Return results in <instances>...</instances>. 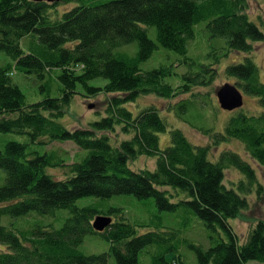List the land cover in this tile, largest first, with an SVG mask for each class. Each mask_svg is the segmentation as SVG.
I'll return each mask as SVG.
<instances>
[{
    "label": "trees",
    "instance_id": "obj_1",
    "mask_svg": "<svg viewBox=\"0 0 264 264\" xmlns=\"http://www.w3.org/2000/svg\"><path fill=\"white\" fill-rule=\"evenodd\" d=\"M61 6L67 10L61 12ZM247 9L246 0H0V52L13 61L0 63V133L28 137L26 143L11 141L0 150V170L6 173L0 186V264H189L180 254L183 245L195 253L198 264H264V221L255 223L245 244L230 224L249 207L247 196L253 189L262 191L250 162L232 151L212 161L208 146L192 144L179 129L170 130V145L161 150L159 135L168 125L158 109L149 107L135 116L125 107L142 95L171 100L187 92L203 70L190 50L203 32L211 65L230 53L245 55L225 72L243 95L257 98L261 111L239 112L222 131L210 128L209 118L192 99L176 105L174 112L214 145L239 143L264 168V79L252 56L255 44L264 42V24L261 28L252 22ZM151 29L156 40L150 38ZM133 44L138 51L129 55L123 49ZM159 47L175 53L181 65L198 70L189 73L192 80L183 77L187 86L182 90L167 83L177 74L172 64L143 67ZM14 72L35 75L44 99L28 103L12 81ZM208 74L210 80L215 76L214 71ZM96 80L106 83L92 85ZM79 88L86 98L114 97L104 118L88 129L70 130L59 119ZM119 128L130 138L114 145L109 134ZM43 139L80 148L82 155L68 167L66 180L48 174L65 162L55 151L39 150L46 145ZM141 157L156 159L155 169L134 170L131 162ZM231 169L241 178L228 187L225 173ZM120 195L143 203L153 199L160 213L198 218L210 247L182 238L181 231L166 227L160 214L142 225L129 221L122 208L107 204ZM87 198L98 201L78 206ZM63 211L69 216L60 228L45 224L43 218H57ZM98 216L113 220L102 233L93 228ZM188 226L184 224L186 230ZM138 228L149 231L140 235ZM95 234L110 243L109 253L81 251L85 238ZM169 254H174L173 262Z\"/></svg>",
    "mask_w": 264,
    "mask_h": 264
},
{
    "label": "rangeland",
    "instance_id": "obj_2",
    "mask_svg": "<svg viewBox=\"0 0 264 264\" xmlns=\"http://www.w3.org/2000/svg\"><path fill=\"white\" fill-rule=\"evenodd\" d=\"M248 3L247 15L250 20L256 23L259 27H263L264 24V0H246ZM65 7H60V11H65ZM67 10V9H66ZM204 26V25H203ZM202 28H199V31ZM150 38L156 40L155 31L151 29ZM203 32H198L195 41L190 43V50L192 56L196 57L197 61L201 64L203 70L196 80L191 82V87L187 88V92L180 94L177 98L166 100L156 95H142L135 102L128 103L125 107L130 110L135 116H137L142 110L155 107L158 109L161 117L165 119L168 130L166 133L160 134V148L165 150L170 145V130L179 129L189 139V141L196 146H208L209 154L212 161H216L219 155L223 151H232L239 153L254 167L259 182L262 185V191L257 192L256 189L247 196L249 207L246 211H243L239 218L231 220L230 224L233 229L237 232L241 244H245L248 241L249 235L252 231V227L257 221H264V168L255 163L246 154L242 145L237 142L222 143L214 145L211 143L208 137L201 134L200 131L191 127L190 124L177 118L174 109L176 105L182 101H189L192 99L196 103H199L201 113L203 116L209 118L210 128L218 129L222 131L225 123L232 117L237 115L239 112L246 113L248 115H255L261 111L257 98L244 95V106L238 109L236 112H228L222 110L217 98V92L220 88L226 84L235 85V80L226 75V68L233 63H240L243 61L245 55L234 52L230 53L227 58H224L219 65H211L206 54L208 52V45L206 37ZM28 38V37H27ZM23 41V47L27 48V42L29 39ZM253 58L256 64L260 67L261 75L264 79V42L255 44L253 48ZM129 55H135L138 51V45L133 44L123 49ZM170 55L172 58H167ZM176 57L175 53L169 52L161 47L154 53L153 57L143 66L144 68H155L160 65L169 66L173 65L176 67V76L171 77L167 80L174 88L182 90L187 85H184L183 77L189 76L192 80L194 77L189 73H196L197 69H189L188 67L181 65L178 60H174ZM0 63L3 66L13 63V61L5 54L0 52ZM214 71V77L210 80V75ZM206 73V74H205ZM12 81L17 85L21 91L26 95L28 103H36L44 99L40 92V81L35 75H26L20 72H14L12 75ZM106 82L104 80H96L92 82L95 86H104ZM236 86V85H235ZM79 95H77L66 109L64 117L59 119L66 128L70 130L76 129H88L91 123L100 121L105 117V110L108 100L114 97L113 95L105 96L100 95L96 99L86 98L85 92L79 88ZM47 115V114H46ZM213 118V119H212ZM212 119V120H211ZM194 123L200 125L199 119H193ZM208 126V125H207ZM114 145L120 144V142L127 140L130 136L122 133L119 128L117 132L109 134ZM16 141L20 143L28 142L27 136H21L17 134H4L0 133V150H2L6 143ZM46 145L44 147H38L42 152H57L60 157L64 160L65 166L60 169H49L47 172L57 181H64L70 177L68 173V167L73 165L80 157L81 150L73 142H50L47 139H43ZM36 149V148H35ZM131 167L134 170L149 169L154 170L156 167V159L141 157L138 160L131 162ZM241 175L233 169L226 171L225 173V184L228 187H232L235 183L240 180ZM6 181V173L0 170V186H3ZM98 201L96 198L81 199L78 201V206L83 207L91 203ZM109 206L119 207L124 210L126 218L140 225L143 222L150 220L154 215L160 214L167 228L181 231V237L186 238L191 243L202 245L205 249L210 247L208 235L205 227L201 220L196 217L188 216L183 213H160L155 201L151 199L145 203L137 200L134 196L120 195L111 198L107 201ZM36 219H39L37 214L33 215ZM69 216L67 211L59 212L57 218L45 217L43 218L45 224L53 225L55 228H60L63 225L65 218ZM188 223L190 227L186 230L184 224ZM149 229L138 228L140 235L145 234ZM81 251L87 255H100L103 253H109L110 243L106 241L102 235L95 234L89 235L85 238V241L81 245ZM180 254L184 257L189 264H198L197 258L194 252L188 249L187 246L183 245L180 249ZM173 255L169 254L167 259L173 262ZM148 264V261H147ZM174 264V263H173ZM248 264H259L256 261L249 262Z\"/></svg>",
    "mask_w": 264,
    "mask_h": 264
},
{
    "label": "water",
    "instance_id": "obj_3",
    "mask_svg": "<svg viewBox=\"0 0 264 264\" xmlns=\"http://www.w3.org/2000/svg\"><path fill=\"white\" fill-rule=\"evenodd\" d=\"M36 3H59L61 0H30ZM217 98L220 104L221 109L234 112L238 109L243 108L244 106V95L243 93L235 86L231 84H226L224 87L220 88L217 92ZM113 223L112 218L105 216H98L95 218L93 223V228L96 232L102 233Z\"/></svg>",
    "mask_w": 264,
    "mask_h": 264
}]
</instances>
